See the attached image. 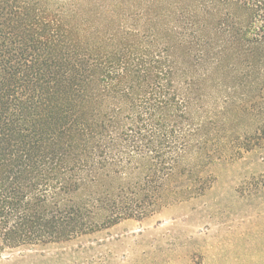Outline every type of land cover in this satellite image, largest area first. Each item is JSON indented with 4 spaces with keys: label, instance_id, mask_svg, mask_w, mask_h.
<instances>
[{
    "label": "trees",
    "instance_id": "obj_1",
    "mask_svg": "<svg viewBox=\"0 0 264 264\" xmlns=\"http://www.w3.org/2000/svg\"><path fill=\"white\" fill-rule=\"evenodd\" d=\"M252 79L263 98L264 0H0V242L66 244L182 200L173 184L214 179L213 124L264 149V107L234 95Z\"/></svg>",
    "mask_w": 264,
    "mask_h": 264
},
{
    "label": "rangeland",
    "instance_id": "obj_2",
    "mask_svg": "<svg viewBox=\"0 0 264 264\" xmlns=\"http://www.w3.org/2000/svg\"><path fill=\"white\" fill-rule=\"evenodd\" d=\"M178 55L184 72L203 74L205 64H195L183 52ZM252 81L249 86L237 80L234 95L247 93L264 107V96L259 99L255 91L263 81ZM216 82V74H210L205 84L213 88ZM211 98L198 94L204 114L214 107ZM256 112L251 122L260 118ZM240 116L233 114L229 126L237 125ZM232 133L220 124L207 129L206 138L215 145L209 143L202 152L209 158L202 168L214 179L197 186L187 180L173 184L185 190L182 200L174 196L157 202L143 219L123 220L66 244L9 247L0 242V264H264V149L224 147Z\"/></svg>",
    "mask_w": 264,
    "mask_h": 264
}]
</instances>
